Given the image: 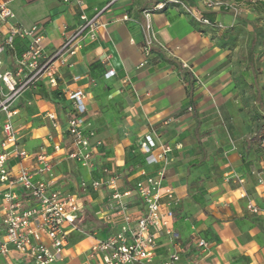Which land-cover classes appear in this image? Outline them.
Wrapping results in <instances>:
<instances>
[{
  "label": "crops",
  "instance_id": "1",
  "mask_svg": "<svg viewBox=\"0 0 264 264\" xmlns=\"http://www.w3.org/2000/svg\"><path fill=\"white\" fill-rule=\"evenodd\" d=\"M2 1L14 14L12 26H39L47 55L74 34L82 17H96L95 40L74 42L75 55L56 68L57 86L50 88L46 76L40 78L17 101L12 118L27 157L12 160L10 166L34 170L37 156H46L51 169L35 178L51 182L52 190L76 195L81 208L75 228L68 229L66 247L51 264H94L87 258L89 248L123 224L122 216L108 208V189L90 188L104 179L103 169L116 175L120 191L131 192L126 201L132 219L142 214L134 187L142 172L152 176L163 166L147 163L138 148V140L149 133L171 148L160 203L170 210L176 235L174 242L158 237L152 264H161L172 253L179 255L176 264H264V147L250 141L261 120L253 112L251 79L240 60L252 25L237 20L264 24V0H217L236 6L238 13L211 9L220 27L208 26L207 31L195 26L196 15L187 18L179 6L153 10L155 0ZM180 1L199 6L203 0ZM7 28L3 26V34ZM256 33L255 69L263 85L264 30ZM150 35L153 44L145 56L142 47ZM28 43L27 38L14 39L6 52L10 71ZM167 59L191 72V86ZM109 71L113 76L107 77ZM76 89L85 94L84 129L101 142L92 170L52 149L55 144L73 149L65 126L75 116L68 93ZM81 183L88 188L83 190ZM241 191L245 198L239 197ZM248 200L259 213L246 209ZM201 239L209 243L206 252L197 246ZM0 264L28 263L10 253L0 255Z\"/></svg>",
  "mask_w": 264,
  "mask_h": 264
},
{
  "label": "built area",
  "instance_id": "2",
  "mask_svg": "<svg viewBox=\"0 0 264 264\" xmlns=\"http://www.w3.org/2000/svg\"><path fill=\"white\" fill-rule=\"evenodd\" d=\"M202 4L209 9L222 7L225 10H232L235 15L238 13L236 6L221 1L203 0ZM161 6L159 4L158 8ZM184 10L187 14H193L189 8ZM13 19L14 14L7 3L0 0V56L12 49L15 38L29 40L21 58L16 62L14 71L3 74L1 72L3 64L0 60V255L14 253L28 264H51L66 247L68 229L75 228L81 208L76 195L52 190L51 182L35 178L36 173L46 174L50 171L51 165L46 156H37L34 170L22 166L14 170L10 166L12 160L20 161L27 157V152L18 143L19 133L13 127L12 118L17 113V101L40 78L46 76L50 88L57 86L56 68L66 66L69 58L75 55L74 42L85 38L95 40L96 17L90 20L82 17L84 22L74 34L48 55L41 47L42 34L39 26L33 25L27 29L15 27L11 25ZM196 20L209 25L207 20L198 18ZM6 25L7 32L3 34L2 28ZM145 31L149 33V23L146 24ZM152 44V36H147L142 47L145 56L150 54ZM113 74V71H109L107 77ZM68 99L75 116L67 121L65 128L66 133L72 138L73 149L65 151L60 145L55 144L52 148L53 153H63L67 159L92 170L101 142L94 139L93 131L86 132L84 129L85 94L82 90L76 89L68 93ZM261 145L264 147V140ZM138 148L145 155L147 163L163 164L155 175L146 176L142 172L143 179L134 187L137 199L143 207L139 217L132 219L128 213L126 199L130 197L131 192L120 191L116 175L111 174L108 169L102 170L104 179L90 184L94 191L101 190L102 187L108 189L109 210L123 218V224L116 232L104 239L96 240L89 248L87 258L94 261V264H152L158 237L164 235L172 242L176 239L172 227V214L160 203L164 165L171 148L168 145H160L152 133L145 134L138 140ZM156 150L158 152L154 154ZM80 186L83 190L88 188L85 183H81ZM239 197L245 198L246 193L241 191ZM246 209L252 214L260 211L250 200ZM8 245H11V249ZM197 246L206 252L209 243L201 239ZM178 261L179 255L172 253L161 264H176Z\"/></svg>",
  "mask_w": 264,
  "mask_h": 264
},
{
  "label": "trees",
  "instance_id": "3",
  "mask_svg": "<svg viewBox=\"0 0 264 264\" xmlns=\"http://www.w3.org/2000/svg\"><path fill=\"white\" fill-rule=\"evenodd\" d=\"M169 3L182 4V2L180 0H155L153 5H151V6L153 7V10L157 11V10L164 9V7ZM159 4L162 5L160 8H158ZM192 7L193 6L190 5L189 9L192 10ZM221 11L223 12L226 10L221 7L219 9V11H217V12L220 13ZM195 15L197 16L198 19L207 20L209 22V25H207V26L219 27V24L215 23L216 13L213 12L212 10H208L205 12H199L198 15L197 14H195ZM237 20H238V23H240L241 25H252V34H251V39L248 42L247 51H246L245 55L240 56V60L245 63L246 71H247L246 75L251 79L250 87H251V91H252L251 93H252V99H253V104H254L253 112L255 114L256 119L261 120V122L259 123V125L257 127L255 134L252 136L250 141L256 142V143L261 145V142L264 140V84L259 85L258 73L255 69L254 52L256 49V36L255 35L257 34L256 33L257 28H256V26L253 25L254 24L253 21L251 22V21L245 20L241 17L238 18ZM199 24L204 25L201 22H199ZM230 30H232V28L226 30V32L230 31ZM164 58H166V57H164ZM168 61L170 63H175L174 61H170V60H168ZM175 64L178 68V71L180 72V75L183 77H187L189 84L191 86L193 83V76H192L191 72L186 70V69H183L180 64H178V63H175ZM263 224H264V222H262V225Z\"/></svg>",
  "mask_w": 264,
  "mask_h": 264
},
{
  "label": "rangeland",
  "instance_id": "4",
  "mask_svg": "<svg viewBox=\"0 0 264 264\" xmlns=\"http://www.w3.org/2000/svg\"><path fill=\"white\" fill-rule=\"evenodd\" d=\"M217 1V0H216ZM181 2H184V1H181ZM185 3V4H184ZM183 4L184 5H181V4H174V3H169V4H171V5H174V6H179V7H181V9H182V11H183V13L185 14V16L187 17V18H192V19H194V16H195V14H197L198 15V11L199 12H205V11H208V10H211V9H209V8H207V7H205L203 4L201 5H197V6H193L192 7V10H193V14H187L186 13V11L184 10V8H189L190 6L186 3V2H184ZM243 9V8H242ZM170 11V10H169ZM256 27H257V29H261V30H264V24H262V23H260L259 21H257L256 23ZM195 26L197 27V28H202V29H204V30H209V28H208V26H205V25H202V24H197V23H195ZM193 27V26H192ZM235 29V28H234ZM236 29H241L242 30V28H240V27H236ZM244 38L242 37V38H240L239 40H240V46H242L243 45V43H242V41H244L243 40ZM242 44V45H241ZM248 46V44L246 45V47ZM0 60L2 61V64H3V66H2V73L3 74H5V73H8V72H10V70H11V68H12V60H11V57L8 55V54H6V53H4V54H2L1 56H0Z\"/></svg>",
  "mask_w": 264,
  "mask_h": 264
}]
</instances>
